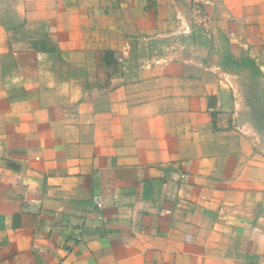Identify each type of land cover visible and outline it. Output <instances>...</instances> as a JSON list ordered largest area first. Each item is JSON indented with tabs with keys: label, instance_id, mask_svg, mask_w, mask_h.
I'll return each mask as SVG.
<instances>
[{
	"label": "crops",
	"instance_id": "0c3cea01",
	"mask_svg": "<svg viewBox=\"0 0 264 264\" xmlns=\"http://www.w3.org/2000/svg\"><path fill=\"white\" fill-rule=\"evenodd\" d=\"M6 1L0 264H264V0Z\"/></svg>",
	"mask_w": 264,
	"mask_h": 264
},
{
	"label": "rangeland",
	"instance_id": "374dc122",
	"mask_svg": "<svg viewBox=\"0 0 264 264\" xmlns=\"http://www.w3.org/2000/svg\"><path fill=\"white\" fill-rule=\"evenodd\" d=\"M6 5L8 6L6 0H0V11L8 10ZM204 33L207 38L202 39V42L210 44V30H205ZM235 76L236 92L232 99L234 115L237 113V126L247 128L251 135L264 143V79L257 77L254 70L244 74L236 71Z\"/></svg>",
	"mask_w": 264,
	"mask_h": 264
},
{
	"label": "built area",
	"instance_id": "2783aa9c",
	"mask_svg": "<svg viewBox=\"0 0 264 264\" xmlns=\"http://www.w3.org/2000/svg\"><path fill=\"white\" fill-rule=\"evenodd\" d=\"M95 204L97 205L98 209L103 208V200L101 197H96L95 198Z\"/></svg>",
	"mask_w": 264,
	"mask_h": 264
},
{
	"label": "trees",
	"instance_id": "16d2710c",
	"mask_svg": "<svg viewBox=\"0 0 264 264\" xmlns=\"http://www.w3.org/2000/svg\"><path fill=\"white\" fill-rule=\"evenodd\" d=\"M254 69V74L257 76V77H261L262 73H260V71H257V69L253 68Z\"/></svg>",
	"mask_w": 264,
	"mask_h": 264
}]
</instances>
